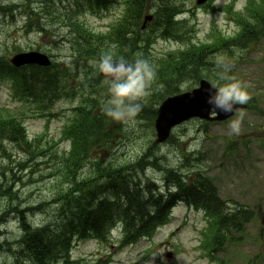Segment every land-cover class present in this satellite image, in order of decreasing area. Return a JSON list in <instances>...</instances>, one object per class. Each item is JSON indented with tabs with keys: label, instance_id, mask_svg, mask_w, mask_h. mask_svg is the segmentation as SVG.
Returning <instances> with one entry per match:
<instances>
[{
	"label": "rangeland",
	"instance_id": "obj_1",
	"mask_svg": "<svg viewBox=\"0 0 264 264\" xmlns=\"http://www.w3.org/2000/svg\"><path fill=\"white\" fill-rule=\"evenodd\" d=\"M115 13L117 14L118 11H115ZM7 16L6 13H3L0 18V24L3 25V27H0V55L11 58L17 53L15 51L16 49L28 51L29 49L43 46L44 43L40 37L35 35H25L18 29L21 24L18 23L17 26H15V24H10ZM103 22L109 24L110 19ZM259 49L260 50L253 51L251 54L247 55L249 62L237 63L236 61L235 66L230 73L238 80L249 85L247 91L250 95L256 97L258 101V109L261 111L259 116L253 113L244 114L240 131H245V129L249 131L253 129L251 126L246 127V123L264 127V48L259 47ZM53 55L54 60L60 62L66 55V51L65 49H60L59 51H54ZM74 106L75 103H70L68 101H62L56 104L53 111L55 118L47 123V128L46 120H44V118L31 114L34 112L33 105H27L24 110H21V112L17 114L18 118L27 117L24 119V125L29 140H34L40 134L45 133L41 142V148L43 151H41L39 156L32 158L33 156L24 152L23 149L19 150L15 145L8 146L6 153L7 155H10V160L18 162L22 161V165L16 167L17 164H14L12 166L16 169H13V174L8 177H6L5 174L6 178L3 179L4 184L8 186L11 185L12 189H16L18 188V184L13 180L11 181L13 176L19 175L21 170L23 172L22 174L28 175L35 169L39 170L44 168V166L41 165L44 161L42 155L48 151L47 144L58 141L60 129L71 117V109ZM20 107L21 106L18 103H15L11 99V90L8 82L1 81L0 112H14L18 110V108L20 109ZM198 126L199 124L194 122L188 126V130L180 133L182 139L187 141V147L189 149H196L204 154V164L197 167L204 170V172L213 179V182H216L221 194L222 192L225 194L224 198L231 199L238 205L245 204L250 207V209H255V215L258 220L254 219L247 224V232L245 233L247 235L244 237L243 244L236 250L237 253L253 256L257 252L259 246H261V250H264V140L258 142L251 141L249 153L242 151L238 155H230L222 158V148L218 141L215 140V137H227L229 135L227 132V126H211L209 128V138H207L206 135H203L201 130L198 131ZM256 132L260 135L263 133V130H257ZM160 150L170 162L178 165L180 164L181 160L179 158L177 147L167 145L160 147ZM1 156L2 155L0 154V158ZM1 163V166H9V159H0V164ZM87 168L88 166L83 167L81 175L85 174ZM40 174V171L33 174L30 188L24 192V195L23 192L19 195L20 199H22L21 201H25V204H28L27 206L32 207V211L33 207L36 206L35 201L38 199L41 201L46 200L51 188L50 180L41 179L39 176ZM151 176L152 175H150V177ZM1 187L2 186L0 185V188ZM59 189L66 194V189ZM27 196L28 200L26 201L25 198ZM46 212H48V210L45 208L42 215H36L38 216L37 219L39 221L46 220L48 217ZM174 214L176 215V220L180 221L182 209L176 210ZM36 216L32 214V218ZM0 230L6 231V227L0 228ZM7 231L10 233L9 240H14L17 233L16 224H11L7 227ZM182 237L187 243L190 242L191 236L189 233L186 232L182 234ZM3 241L4 237H0V243ZM97 246V244L91 242L78 244L73 255L76 256L80 254L79 256H86L88 251H93L91 249L94 248L98 250ZM94 256L95 254L93 253L91 259H93ZM97 256L98 255L95 257ZM188 262L189 258L187 257L182 260V264H187ZM0 264H15V259L12 254L0 250ZM193 264H196V262Z\"/></svg>",
	"mask_w": 264,
	"mask_h": 264
},
{
	"label": "clouds",
	"instance_id": "obj_2",
	"mask_svg": "<svg viewBox=\"0 0 264 264\" xmlns=\"http://www.w3.org/2000/svg\"><path fill=\"white\" fill-rule=\"evenodd\" d=\"M116 44H111L98 59L89 61L95 73L102 77L105 86L101 100V113L112 121L124 125H134L142 107L143 98L147 95L156 77V65L137 54L132 59L119 57ZM233 55L217 53L208 58L214 66L215 80L207 92L206 103L209 111L226 116L236 111L237 105H245L251 99L247 91L248 84L231 75L235 61L242 55V50L233 49ZM193 81H186L182 87H195ZM243 114L230 119L227 124L229 135L238 136L241 130Z\"/></svg>",
	"mask_w": 264,
	"mask_h": 264
},
{
	"label": "trees",
	"instance_id": "obj_3",
	"mask_svg": "<svg viewBox=\"0 0 264 264\" xmlns=\"http://www.w3.org/2000/svg\"><path fill=\"white\" fill-rule=\"evenodd\" d=\"M197 61H198V64L194 65V67H199V65H201V62H202L201 58H198ZM0 67H4L5 68L6 66L0 63ZM173 76H174L173 74L163 71V73L159 74V79L161 80V84H163L165 82H169V80L172 79ZM163 87L164 86H162V85L160 87H157V92L160 91ZM10 126H11V123H9L8 127H10ZM12 128L13 127L11 126L10 130H12ZM3 136H4V134H3V132H1L0 133V138L3 137ZM83 154L84 153L79 154V157L74 161V164H73V167L71 168L72 170H71V173H70L71 176H73V177L77 176L79 171L82 169V166L85 165L86 167L87 166L89 167L91 165V163L86 159V157H84ZM81 173H82V170H81ZM81 173H79V175H81ZM61 198H62L61 193H56L55 197H54V200H55L56 203H59ZM101 216H102V214H100L98 216V218H97L98 221L100 220ZM76 220H77V222L81 223V220H80L79 217H77ZM22 221H23V223H25L24 222V218H23ZM74 223H75V219L71 220L70 222H66V226L60 230L58 235L53 236V237L50 236V238L55 239V237L56 238L68 237V240H69L70 237L73 236V235H79L80 236L81 233L76 230V227H75ZM93 227H95V226L90 227L88 229V232H91ZM102 227L103 226L101 225L100 228H102ZM38 250H39L38 248L34 247L32 249L33 254H35ZM42 254H43V257H52L53 252L49 251L48 249H46V250H42Z\"/></svg>",
	"mask_w": 264,
	"mask_h": 264
},
{
	"label": "bare ground",
	"instance_id": "obj_4",
	"mask_svg": "<svg viewBox=\"0 0 264 264\" xmlns=\"http://www.w3.org/2000/svg\"><path fill=\"white\" fill-rule=\"evenodd\" d=\"M60 41H62V39ZM83 167H86V166L85 165L82 166V169L81 170H83ZM81 170L79 171V173H81ZM160 171H161V169H160ZM79 173L77 174V176L79 175ZM24 222H25L24 224L30 225V224L33 223V220H31L30 218H24Z\"/></svg>",
	"mask_w": 264,
	"mask_h": 264
},
{
	"label": "water",
	"instance_id": "obj_5",
	"mask_svg": "<svg viewBox=\"0 0 264 264\" xmlns=\"http://www.w3.org/2000/svg\"><path fill=\"white\" fill-rule=\"evenodd\" d=\"M20 60H23V62H27L25 59H20Z\"/></svg>",
	"mask_w": 264,
	"mask_h": 264
}]
</instances>
